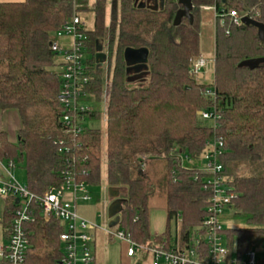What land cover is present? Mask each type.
<instances>
[{"label":"trees","instance_id":"obj_1","mask_svg":"<svg viewBox=\"0 0 264 264\" xmlns=\"http://www.w3.org/2000/svg\"><path fill=\"white\" fill-rule=\"evenodd\" d=\"M90 2L76 0L77 7L73 0L0 3V111L15 110L20 119L16 142L0 132V160L16 166V158H25L26 186L36 194L62 187V172L68 167L90 187L101 180L105 134L107 186L120 188L123 200L119 228L139 244L170 248L172 221L181 214L180 237L186 247L202 225L211 195L202 175L195 179L200 155L209 139L222 138L220 161L235 194L227 209L240 225L225 227L223 235L229 255L242 261L253 239L264 236V63L254 69L239 64L264 57V39L257 27L236 25L220 14L248 10L264 23V0H193V22L183 18L179 25L173 24L181 8L178 0H112L109 15L107 0ZM202 6H213L221 23L215 29L209 83L190 73L191 60L201 54ZM75 10L94 16L86 38L87 62L93 65L85 87L92 95L85 99L88 103L102 101L106 82L96 47L106 40L105 132L85 123L78 135L67 134L56 98L61 66L51 44ZM129 49L146 55L147 67L138 73L127 71ZM208 87L215 89L216 101L205 95ZM213 107L221 115L216 127L197 114ZM85 116L97 120L101 113L95 108ZM153 198L163 199L167 212L166 229L159 235L150 231ZM1 202L6 243L18 204L10 195H0ZM64 230L60 220L36 214L25 263L62 264Z\"/></svg>","mask_w":264,"mask_h":264},{"label":"built area","instance_id":"obj_2","mask_svg":"<svg viewBox=\"0 0 264 264\" xmlns=\"http://www.w3.org/2000/svg\"><path fill=\"white\" fill-rule=\"evenodd\" d=\"M73 1L74 7H77L76 0ZM220 15L229 16L236 25L243 24L244 16L251 17L248 10L239 13L236 9H228ZM88 28L82 14L75 10L54 33L51 44L52 51L60 57L62 82L56 98L61 105L62 120L67 134L78 135L88 120L86 112L95 109L85 102V99L92 97L85 89L90 82L88 72L93 68L85 58ZM62 39L68 41L60 42ZM213 61L200 54L191 60L190 73L194 76L204 73L208 63ZM205 95L215 101L217 99L216 91L212 87L205 90ZM197 114L213 127L218 125L221 118L216 107L201 109ZM223 146V139L214 137L205 143L200 155L202 165L197 168L198 175L195 179L202 175L204 188L209 189L211 195L202 225L194 233L192 244L186 247L181 243L180 237L183 223L181 214L175 218L178 225L173 246L148 247L135 242L130 233L123 229L114 228L109 224L99 227L78 214V201L91 200L92 197L88 184L79 180L69 167L62 172V187H51L44 194H36L17 182L11 171L15 163L12 160L8 161L7 166L3 164L4 175L0 178V195H10L19 201L14 211L10 236L6 243L0 245V260L6 261L7 264H26V253L30 247L29 227L34 222L36 214L40 213L46 220L53 217L65 225V230L60 234L64 248L62 264H94L95 256L91 244L97 230L126 243L127 256L133 257L138 252L146 253L152 264H258L257 252L252 248L248 249L242 261L229 255L223 235L224 223L221 217L235 196L227 184L223 173L224 167L220 161L224 152ZM186 159L190 161V158Z\"/></svg>","mask_w":264,"mask_h":264},{"label":"rangeland","instance_id":"obj_3","mask_svg":"<svg viewBox=\"0 0 264 264\" xmlns=\"http://www.w3.org/2000/svg\"><path fill=\"white\" fill-rule=\"evenodd\" d=\"M92 3V0H90ZM108 1L107 7V15H109V11L111 8V1ZM162 0H160L161 2ZM208 7V8H207ZM202 23H201V33H200V48L201 54H203L206 58L214 60V52H215V29L216 26H219L221 23L217 21L218 13L213 6H202ZM82 16L86 19L87 25L89 29L93 28V20L94 16L92 13L83 14ZM66 39H62L60 42H64ZM68 41V39H67ZM103 46V52L107 53L106 50V40L104 39L101 42ZM60 57H57L59 61ZM86 59L90 58V55L86 53ZM108 60L103 64L102 69L104 73V79L106 82L105 89L103 92L102 101L101 102H91L89 105L91 107L98 108L101 113V118L97 120H87L86 123L94 126L100 127L103 132L106 130V107L107 103L105 99H107V85L109 83L108 79ZM114 66V58L111 60V68ZM134 72V71H133ZM213 72H214V64L213 62L208 63L204 73L197 75L196 78L199 82L209 83L213 79ZM209 123L208 121H205ZM102 157H103V165H102V174L101 180L99 183L91 185L89 187L91 193V200L82 201L79 200L78 205V214L86 219L93 221L99 227H103V225H107L110 222L108 217V207L111 203V198L108 195L107 191V179H106V136L103 134L102 140ZM17 165L11 169L12 174L14 175L15 179L19 184L22 186H26L28 182L27 177V169H26V160L25 158L19 157L16 158ZM3 164L7 166V161L3 160ZM2 170V168H1ZM124 191V189H123ZM4 203L1 202L0 204V218L2 217ZM150 207H151V217L156 214H160L161 216L164 214L165 216V204L163 199L161 198H153L150 200ZM231 212L229 209H226L223 216V223L224 228H229L232 226L239 227L236 222L231 220L230 218ZM163 220V219H162ZM175 224V221H172V228ZM160 225L162 223L160 221ZM157 226V225H156ZM119 228V225L116 224L114 228ZM96 242L92 243V250L97 253V260L96 264H147L149 261H142L140 260L138 255L133 257H129L126 254L127 244L123 241L118 239H114L108 236L106 233L104 234L101 230H97L96 234ZM6 241L4 236L3 226L0 223V245L4 244Z\"/></svg>","mask_w":264,"mask_h":264},{"label":"water","instance_id":"obj_4","mask_svg":"<svg viewBox=\"0 0 264 264\" xmlns=\"http://www.w3.org/2000/svg\"><path fill=\"white\" fill-rule=\"evenodd\" d=\"M181 8L177 11L174 18V25H179L183 18H188L190 22H193L192 11L194 9L193 0H178ZM225 2V0H223ZM244 25H253L258 29V35L261 40L264 39V23L257 19L251 18L249 16H244L242 18ZM126 59L128 68L127 71H134L135 73L140 72L142 69L147 67L146 65V55L143 50H132L126 51ZM107 61V53L103 52V46L97 45L96 47V62L98 66H101ZM264 63V57L251 58L242 61L240 67H249L250 69L257 68ZM109 197L112 199L108 207V217L110 219L109 225L115 226L120 220V213L123 209V200L120 198V188L108 187L107 189ZM16 199V203H18Z\"/></svg>","mask_w":264,"mask_h":264},{"label":"crops","instance_id":"obj_5","mask_svg":"<svg viewBox=\"0 0 264 264\" xmlns=\"http://www.w3.org/2000/svg\"><path fill=\"white\" fill-rule=\"evenodd\" d=\"M25 0H0V3H17V2H24ZM65 42V41H64ZM67 42V41H66ZM20 128V119L18 116V113L15 110L11 111H0V132H6L9 138V141L11 142H16L17 140V131ZM2 168V170H1ZM4 175V170H3V162L0 160V178H2ZM108 189V188H107ZM163 219V220H162ZM160 221L162 223V226L160 225ZM175 224L172 228V236L175 239L176 238V233H177V223L176 220ZM93 222V221H92ZM157 225V226H156ZM167 226V212L165 210V216L164 214L161 216L158 214H154L152 217H150V231L153 235H159L163 233L166 229ZM104 233V231H102ZM97 231L95 232L94 235V242L96 241V235ZM105 234V233H104ZM257 252V258H258V263L264 264V236L260 238H255L252 241L251 247ZM127 249V248H126ZM95 256V262L97 260V253L94 252ZM140 259L143 258V261H149L147 264H152V260L150 258L144 259V254L138 255ZM147 261V262H148Z\"/></svg>","mask_w":264,"mask_h":264}]
</instances>
